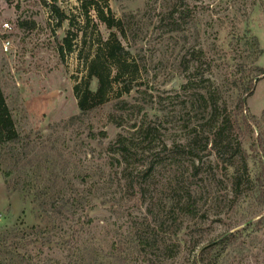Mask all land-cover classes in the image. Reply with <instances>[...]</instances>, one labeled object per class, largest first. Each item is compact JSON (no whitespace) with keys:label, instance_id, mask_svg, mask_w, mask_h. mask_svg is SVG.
Segmentation results:
<instances>
[{"label":"rangeland","instance_id":"374dc122","mask_svg":"<svg viewBox=\"0 0 264 264\" xmlns=\"http://www.w3.org/2000/svg\"><path fill=\"white\" fill-rule=\"evenodd\" d=\"M81 1L57 0L59 22L52 0H0V85L22 137L0 151V264H264V230L209 247L258 218L247 187L232 186L243 161L256 170L257 126L232 164L211 143L201 159L163 150L192 135L202 148L239 99L246 116L261 115L264 74L252 95L244 90L264 67V0H107L124 36L93 11L87 26ZM112 31L134 54L132 90L81 113L73 88L96 39ZM67 36L73 48L62 58ZM141 121L150 132L125 164L109 146ZM190 188L192 213L183 208ZM149 231L159 248L140 242Z\"/></svg>","mask_w":264,"mask_h":264},{"label":"trees","instance_id":"16d2710c","mask_svg":"<svg viewBox=\"0 0 264 264\" xmlns=\"http://www.w3.org/2000/svg\"><path fill=\"white\" fill-rule=\"evenodd\" d=\"M56 2L57 0H52L51 8L58 17L59 22H62L67 17L64 13L60 12ZM262 4L264 6V1ZM81 6L84 15L87 17V26L90 23V17L93 11L99 22L103 23L109 29L119 28L118 30L124 36L123 29L120 27L122 21L117 19L111 12L107 0H82ZM70 24L74 25V19L70 21ZM68 34L71 35V32H68ZM76 37L77 33H75V38ZM254 40L255 44L259 45V41L256 37ZM72 46L70 36L65 37L63 39V44L59 46V53L62 58H65L66 49L72 51ZM134 59V54L131 49L118 38L115 32L112 31L107 38L98 37L96 39L93 56L89 60H86L87 77L84 81L77 82L73 88L80 112L86 113L92 110L95 103H103L111 98L112 95L120 98L121 94L129 93L133 87V74L138 71ZM252 71L254 76H248L246 80L247 83L244 90L246 95L253 94V80L257 79L258 75L264 74V67L256 65L253 67ZM92 78H95L97 81L95 91H92L90 88V81ZM121 102L126 103V101ZM244 111V101L239 99L230 117L223 119L221 123L217 125L212 133V137L206 136L204 146L200 149L195 145L196 137L193 135L185 143L174 144L171 147L165 146L163 149L171 153L185 154L194 159H201V152H203L204 148H207L208 143H211V149L216 157L222 161H229V164H232L241 150L240 140L243 135L246 132H254V125L259 129L256 139L250 147L252 150L250 154L255 159V172L252 174L248 168L247 162L243 161L244 174H239V171H237L236 174H233L232 180L233 192L235 194L239 193L240 187L245 185L247 187V192H250V196H253L257 201L255 216L258 218L254 221L253 219L248 221L243 227V230L237 229L233 232L224 234L216 243L210 245V248L219 245H223L226 248L232 245L242 236L244 229L251 228L252 231L255 232L264 230V133L261 128L262 121L264 120V109L259 117L255 114L246 116ZM114 122L117 126H122V123ZM150 128L151 126L145 121H141L139 125L134 123L131 129H129V135H124L122 133L118 134L117 139L110 144L109 149L119 156V161L123 160L125 164H128L129 159L132 157V153L136 150L134 140L138 135L146 136L150 132ZM21 141V134L16 128L13 115L0 85V151L8 144H17ZM193 167L194 174L198 175V166L194 164ZM153 168V166L146 167L144 173L152 172ZM192 198L193 191L190 188L187 191L186 201L183 206L188 213H192L195 210L191 201ZM50 206H52L53 209L58 208L57 210H60V206L56 205V202L47 203L46 201H41V207L44 210H48ZM89 223L90 219L87 215V224ZM78 236V230L74 231L68 242L77 240ZM154 237L155 236L149 231L146 234H142L140 242L149 248H159L160 241ZM1 238L0 236V242ZM205 249L202 251L204 252ZM195 264H197V260Z\"/></svg>","mask_w":264,"mask_h":264},{"label":"built area","instance_id":"2783aa9c","mask_svg":"<svg viewBox=\"0 0 264 264\" xmlns=\"http://www.w3.org/2000/svg\"><path fill=\"white\" fill-rule=\"evenodd\" d=\"M4 27H7V28L9 27L8 22H5V23H4Z\"/></svg>","mask_w":264,"mask_h":264}]
</instances>
